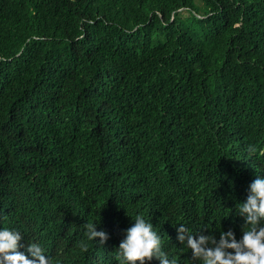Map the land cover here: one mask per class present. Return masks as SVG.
I'll use <instances>...</instances> for the list:
<instances>
[{
    "label": "trees",
    "instance_id": "1",
    "mask_svg": "<svg viewBox=\"0 0 264 264\" xmlns=\"http://www.w3.org/2000/svg\"><path fill=\"white\" fill-rule=\"evenodd\" d=\"M256 174L264 0H0L4 226L64 264L112 252L137 213L239 236Z\"/></svg>",
    "mask_w": 264,
    "mask_h": 264
},
{
    "label": "clouds",
    "instance_id": "2",
    "mask_svg": "<svg viewBox=\"0 0 264 264\" xmlns=\"http://www.w3.org/2000/svg\"><path fill=\"white\" fill-rule=\"evenodd\" d=\"M255 151L254 146H249ZM255 168V167H254ZM258 173V170H253ZM238 201L234 217L242 218L240 235L235 226L217 232L196 231L186 223L164 236L152 220L137 213L123 229L111 252H93L80 264H264V175L256 174ZM99 223L86 225L87 238L105 245L110 233ZM179 254V255H178ZM65 258L48 255L45 246L11 226L0 223V264H64ZM78 263V262H75Z\"/></svg>",
    "mask_w": 264,
    "mask_h": 264
},
{
    "label": "bare ground",
    "instance_id": "3",
    "mask_svg": "<svg viewBox=\"0 0 264 264\" xmlns=\"http://www.w3.org/2000/svg\"><path fill=\"white\" fill-rule=\"evenodd\" d=\"M103 247H106V249H108V247L107 246H103ZM179 255V254H178Z\"/></svg>",
    "mask_w": 264,
    "mask_h": 264
}]
</instances>
